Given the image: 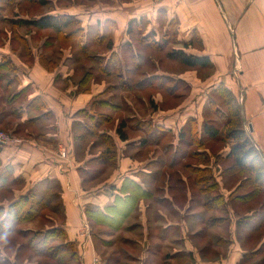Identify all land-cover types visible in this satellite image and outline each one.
Returning a JSON list of instances; mask_svg holds the SVG:
<instances>
[{
	"label": "crops",
	"instance_id": "crops-1",
	"mask_svg": "<svg viewBox=\"0 0 264 264\" xmlns=\"http://www.w3.org/2000/svg\"><path fill=\"white\" fill-rule=\"evenodd\" d=\"M43 16L73 17L81 22L86 35L89 31H93L98 35L96 39H100L99 42L106 38L111 39L113 48L106 54L103 52L95 56L101 57L100 59L104 60L107 66L112 59V53H116L120 58L121 66L126 70L131 67H128L123 57L124 50L132 52V56H135L134 63L136 66L140 64V67L143 61L136 52L139 44L144 43L146 39L154 38V45L160 48L165 43H170V36H174L172 37V44H174L172 61H179L178 67L183 71L181 69V72L172 73V75L155 72L151 75V79L162 87L167 81L174 80V90L179 88L180 82L185 83L188 86L186 96H189V102L174 111L167 112L166 115L154 113L150 115L152 120L148 115L136 117L140 125H135L134 129L143 132V137L128 136L126 140H122L117 133L116 125H113L109 131L100 130L101 134L107 133L112 136L117 145L118 154L116 160L91 164L93 169L91 165L85 163V160L99 156L105 150L104 143H98L95 146V143L90 144L98 148L94 152L90 146H85V142L78 143L73 131L74 123H84L82 116L75 117L78 111L85 113L95 102H92L94 99H89L92 94L85 93L71 100L77 104L75 103V109H71V112L75 113H70L71 101L65 98L66 91L58 84V81L67 79L64 66L59 68L58 63L59 65L51 70L37 57L41 55L43 59L49 61L54 56L55 48L58 53V48L51 45L49 50H45L49 46L47 37L56 36L49 34L38 45H33L34 35L39 32L48 34L51 29L32 26L34 29L16 30L13 33L17 36L18 42L28 45L35 58L33 62H29L27 60L29 54L23 56L12 53L5 47L7 44L11 45L10 39L9 43H6L5 39L0 44V103L5 104L7 101L4 96H1V90L5 92L11 89L10 100L15 99L14 101L19 102L16 105L18 125L25 127L20 133L30 135L37 132L36 136L39 134L41 140H25L24 144H12L0 149V176L6 177L8 182V188L1 190L3 200H0V206L7 208L13 200L33 189L38 195L47 199L52 210L48 217L42 220L35 219L25 224L26 230L47 229L52 225L63 227L69 240L75 244L76 251L80 255V264L91 260L100 252L104 254L103 262L112 257L111 263L107 264H127L125 262L142 264L144 261L148 264L152 257L149 252V235L144 228L150 225L149 221L155 222L156 229H159L158 224L161 223V231L155 235L157 247L158 240L163 244L164 239L169 236L165 234L167 229L172 230L176 226L184 231L189 228L190 223L180 221L172 223L167 221L166 212L159 208L156 210L155 204L164 205L160 199L164 202L168 199L172 203L178 192L175 193L174 188L170 191V184L161 186L160 189H163L161 192L164 195L158 197L160 199H156L154 203L155 180L159 179L158 183H160L163 179L170 181L171 177L163 173L159 178V171L152 169L153 160L149 157L144 161L137 160L130 154L131 148L158 146L163 139L162 131L173 134V137L179 140L182 130L188 133L189 120L193 118L198 122L199 138L203 137L204 120H209L207 113L210 109L207 104L215 90L220 85H224L236 96L241 107L244 128L264 162V0H162L156 3L130 0L125 2L124 6L117 4L110 8L62 9L54 14L45 12ZM11 19L37 21L39 17L20 15ZM67 34L68 32L61 35L65 37ZM59 51H61L59 56H62L63 50L59 48ZM181 52L199 57V64L186 67L177 56ZM5 60H11L14 68H7ZM107 68L111 70L116 66L112 64ZM144 80L142 78L131 84L135 87L141 86ZM159 81L160 84H158ZM95 84L99 85V82ZM79 101L82 103L80 104ZM109 101L110 99L106 100V97L97 99L99 105L112 103ZM78 104L80 107H77ZM3 114L0 113V118ZM134 118L130 115V119ZM130 127L133 129V126ZM78 148L85 150V158H76ZM198 150L202 151L200 148ZM205 150L208 149L205 148ZM229 150L225 148L222 153L226 155ZM62 151L67 152V157L62 156ZM133 158L140 163L134 165L136 161L133 162L131 160ZM172 163L174 164L173 161ZM111 168L114 170L107 174ZM91 169L99 172L91 182L86 183L84 172ZM101 170L104 171L101 173ZM183 180L185 181L186 177H183ZM133 184L141 186L145 198L140 200V206L133 208L118 226H110L102 220H91L87 216V208L90 205L98 207L100 213L111 216L112 211L110 212L109 209L117 208V202L120 199L127 201V198L131 196L129 187L131 188ZM122 186L127 187L125 192L121 191ZM54 187H58V191H54ZM186 194V198H191L190 190ZM172 206L177 210L180 208L175 201ZM166 210H168L167 207ZM96 228L99 233L95 231ZM101 229L104 230L100 231ZM182 238L185 239L184 251L192 252L193 257L188 255L183 259L174 258L171 259L173 263L238 264L245 253L238 242L234 244L233 249L229 248L225 258L221 257L216 261L206 260L201 258L193 240L185 234ZM111 239L114 241H106ZM121 245L129 248L125 259L118 257L121 256L120 253L124 254V251L120 249ZM113 246L117 248L114 254L107 250L105 255L101 250V248L106 250ZM18 247L19 243L13 247L15 249L13 255L7 257L2 246L0 262L2 264L7 261L12 264L15 262L37 264L39 257L35 256L31 259H28L30 255H25V259H22L21 255L16 257ZM113 255H117V258L115 259ZM156 258L155 261H159L158 256ZM164 258L165 256L162 255L163 264Z\"/></svg>",
	"mask_w": 264,
	"mask_h": 264
},
{
	"label": "rangeland",
	"instance_id": "rangeland-1",
	"mask_svg": "<svg viewBox=\"0 0 264 264\" xmlns=\"http://www.w3.org/2000/svg\"><path fill=\"white\" fill-rule=\"evenodd\" d=\"M127 1L130 0H0V44L3 43L5 39L7 40L6 43H9V39H10L11 45L7 44L5 47H7V49H9L10 51H12V53L15 54L19 53V55H23V56H27V54H29L27 60H29V62L30 61L33 62L35 57L31 53V50H29L28 45L18 42L19 40L13 32H16V30L18 29L22 31L34 29V27H32L34 25L30 26L27 20L17 21L19 24L16 25V24H12V20L9 19L13 18L14 16L24 15L25 17H29V16L39 17L38 22L47 21L48 23H50L51 18H47L43 16L45 12H49V13L52 12L54 14L62 9L83 10L87 8H91V9L92 8L97 9L101 7L110 8L117 4L124 6L125 2L127 3ZM141 1L145 3L158 2V0H141ZM126 5H131V4H126ZM65 17L66 16H63L61 18H65ZM76 25L73 24V26H70L69 28L65 29L64 33L66 32L69 33V30L73 29V27H76ZM37 28L39 27L37 26ZM48 28L51 29V31L48 34L47 32L45 33L39 32L37 35H34L32 37V42L33 45H38V43L43 38L47 37L49 34L56 36L54 38L50 36L47 37L46 41L48 42L49 46H47L45 50H49L51 46L53 47L55 46L58 48V53L55 48V53L53 54L54 56L51 60H49V62L59 63L60 64V65L58 64L59 68L64 66L63 68L65 69V76L67 77V79L65 81H58L59 82L58 84L60 88L66 91L65 98H69V100L71 101L77 99L79 95H84L85 92L79 91L81 83L85 75L89 71H93L94 79L91 78L93 80L92 83L90 84L91 86L88 85V81H87L85 83V89L91 88V91L88 94L91 93L92 95L89 99L91 100L94 99L92 100V102L94 101L95 102L92 103V107H90V110H87L85 113H89L88 111H90L92 113L98 114L99 121H96L93 117L90 118L88 115L84 114V111H78L75 117L82 116V118L84 119V123L86 125V127H83L79 131V133L85 134V138L83 140L75 139L78 143L85 142V146L88 147L90 146V144L93 145L95 143L94 144L95 146L98 143H104L103 140H101V138L98 137V135L94 136V134L97 133L96 131H100V130L109 131L110 128H113V125L117 126V130L122 129V132L126 134H128L129 132L128 136L130 137L131 136L143 137L144 135L143 132L134 129L135 125L138 126L140 125L136 117H140V116L142 117L148 115L149 119L152 120L150 115H153L154 113H165L166 115L167 112L174 111L178 109L179 106H184V104H187V102H189V96H186V94L188 93V86L185 83L180 82L179 88L174 90L175 89L174 80L172 82L167 81L165 85H163L162 87V86H158L157 83L151 79V75L155 72H163L172 75V73H177L182 69L178 67L179 61L178 62L172 61L174 54L173 53L174 44H172L173 42L172 37L174 36H170L171 37L169 39L171 40L170 43H165L163 47L160 48H158L157 46H153L155 44L154 38L146 39L144 43L139 44L137 46L136 52L138 53V56L141 59V61H143L140 67L139 66L137 67L136 64L134 63L135 56L134 57L132 56V52L124 50L123 57L125 61L128 63V67L131 68L129 70H126V68L123 69V66H121V62H119L118 67H121V69L119 68L111 69V70L109 69L110 70L109 71L107 67L114 64L113 59L109 61L108 63L109 66L108 65L106 66L104 60L100 59L101 57L89 56V55H97L98 53H103V52H105L103 54H106L108 51H106L107 49H105L104 47L109 42V38L103 39L101 42H99L100 39H98L97 41L96 40L86 41V39L84 40V38H79L76 32H72L71 36L62 37V35H60V32L56 31V28H51V27ZM59 37L62 38L58 40ZM82 41H86L87 44L86 47L82 46ZM138 42L140 41L138 40ZM59 48L63 50L62 56H59L61 52L59 51ZM38 51L39 49L37 48V52ZM37 57L42 62L43 56L37 55ZM157 60H159L158 64H157ZM5 62L7 68L8 67H10L11 69L14 68L13 64L11 63V60L10 61L5 60ZM181 71H183V69ZM142 78H144L145 80L141 86L135 87L134 85L131 84L139 81ZM97 81L99 82V85L95 84ZM112 83L114 85H112ZM158 84H160V81ZM167 88H170L172 90H169ZM10 90L9 91L5 90V92L1 90L2 93L1 96H4L5 101L6 100L7 101L5 104L0 103V111H1L0 113H4L0 118L1 121L0 132L1 131L5 132L7 136L10 137L11 139H17V141H22L21 144H24L23 141L25 140H30V141L41 140L39 134L38 136H36L37 132L30 133V135H24V133H20L24 131L23 129L25 127L22 125L21 126L18 125V120L16 119L17 116L16 113H18V111L16 105H18L19 102L14 101L15 99L13 101L10 100L12 94V90L11 91ZM175 94H179V95L177 96ZM98 97H106V100L110 99L109 102H112L113 104L106 103L103 105H99L97 103ZM212 97H214V94L212 95ZM75 103L77 104V102L71 101L70 113H75L74 111L71 112V109H75V105H76ZM79 103L81 104L82 101H79ZM80 104H78L77 107H80L79 106ZM218 104L223 106L222 102L220 101H218ZM119 106H121L120 107L121 109L119 108ZM209 109L212 112L210 113L209 111L207 113V117L209 119L212 120L217 119L218 122L223 121L221 116L216 112L215 110L216 108L210 107ZM130 115L131 118L132 117L135 118L130 119ZM204 121H208V120H204ZM130 126H133V129H131ZM76 133H78V131ZM165 134L166 135L162 134L163 139L161 143L158 144V146L149 145L143 148L142 147H140L139 149L137 148L138 150L131 148L129 152H131L130 154L134 155V157L137 160L143 159L144 161L148 157L151 158V160H153L154 162V164L152 165L153 166L152 169L154 171L157 170L159 171V178H160V174L163 175V173L164 174L167 173L171 177L170 181L163 179L161 183H158L159 179L155 180L154 189L156 194H155L154 203L156 199H160L158 197L164 195V193L161 192L163 190L160 189L161 186L165 187L166 185L168 186V184H171L175 189V193L178 192V194H176L177 196L174 197L173 202L175 201V203L180 207L179 210L175 209V207L172 206L173 202L170 203V200L168 199H166V202L160 199L164 205L159 206L155 204L154 207L156 208V210L159 208V210L166 212L167 221H171L172 223H176L180 221L181 223H187V224L190 223V224H189V228L184 231L181 230L180 227L178 228L176 226H174L172 230L167 229L165 234H169V236L164 239L163 244L162 241L158 240V247H157L156 246L157 241L155 240V235L157 232L159 234V232L161 231L160 228L161 223L158 224L159 229H156L154 228L155 222L149 221L150 225L147 226V228H144L145 232L148 233L149 235L148 236L150 240L149 252H150V257H152L149 259L148 264H163L161 262L162 255L163 257L165 256L164 264H177V262L173 263L171 259L174 258L183 259V257H187L189 254L188 252L184 251L185 239L182 238L184 234L185 236L189 235L190 237H193V235L195 234V237L197 239H195L193 242L194 246L202 245V243L211 241L210 239L213 238H215L214 241H216L217 237H223L224 239L227 238L228 240L232 241L230 247L231 249H233L234 244L238 243L237 236L235 234V229H236L235 221L237 217L234 215L233 210L230 209V212H222L219 210L207 211L206 208L203 206V202L205 200H208L209 197L208 195H213L217 193V191H212L209 192L208 195L206 194L204 195L203 193L198 192L200 191L201 187H203V184L197 183L194 184L193 187L186 185L187 178H189L188 179L189 182H192L194 181V179L197 178V175L192 172H189L184 165L186 163H190L193 161L191 159V157H193L192 152L195 149H199L198 142H195L193 140V136L191 137L190 135H188L187 138L188 140L179 141L177 140V138L173 137L174 136L173 134L170 133H165ZM203 139L204 136L198 140L202 141ZM172 142L174 143L171 144ZM208 144L209 146L212 147V149L214 150L213 153L215 154H213L211 158L210 156H208L209 158L208 163L211 165V169L207 172L206 176L207 175L213 176L214 181L218 185L217 188L219 189V191L223 192L226 199H229L230 195L233 193H237L233 195L243 194L246 191H248V189L253 187L252 185L248 186V184H246L245 187L243 185L241 189L237 190L236 192H233L235 190L234 186L240 180H242L241 179L242 176L237 177V176H226L225 174H220L221 170L224 169L227 165V162L219 165L215 161L216 160L215 156H217L216 152H218V150L220 149L219 146L222 144L219 141L212 142L207 140V145ZM94 146H90V148L95 152L98 150V148ZM117 154H118V149H117ZM62 156L67 157V152L62 151ZM136 159L134 158L131 159L133 162L136 161L134 165L140 163ZM177 160H180L181 162L179 164L172 163V161L174 162ZM232 161L233 160H230L228 164H231ZM93 169H91L89 172L94 171ZM113 170L114 168H111L107 172V174H109V172ZM178 170H182V172L179 173ZM87 174L91 175L92 173L90 174L87 173ZM183 177H186V180L184 181V183L186 184L182 185L181 183L183 182ZM182 187L184 191L181 190ZM129 189L131 190L132 187L131 188L129 187ZM56 190L58 191V187H54V191ZM188 190H190L191 198H186L187 195L186 193L188 192ZM0 200L1 201L3 200V192L1 190H0ZM263 202H264V195L260 196L259 198H256L253 201H250L249 203L247 202L245 204H241L240 206L237 203L236 204L233 203L232 206L234 207V209H237V211H239L242 217L246 215L248 217V220H251L250 217H252V215L253 217L257 216V219L262 216V213H260V211L264 213V206H259V205ZM139 203L137 204V206H140ZM188 206L190 207L187 208ZM166 207L168 208V210H166ZM51 210L47 209V215H50ZM59 212L60 214L62 213L60 209ZM258 212L261 215H259ZM217 216L221 217V221L216 220ZM253 217L251 220L252 222L256 221V219H253ZM207 220H209L210 225L213 224L214 222V225L211 227L210 225L205 224ZM103 230L104 229H101L100 231ZM95 231H98L99 233V230L97 228L95 229ZM29 235L31 236V233ZM3 240L6 239L4 238ZM21 241L25 243L27 240L22 239ZM106 241H114V239L106 240ZM257 242H258L257 239H254L252 241V244H256ZM2 244L3 243L1 242V237H0V248L3 246ZM120 249L124 251V254L120 253L121 256L118 257L125 259L128 255L129 248L127 246L125 247L121 245ZM180 249L182 250L180 251ZM14 250L15 249L13 247H9L5 252L7 257L12 256ZM101 250L105 253V255L107 253L106 252L107 250H109L111 254L117 252L116 246H113V248L108 247L106 250L105 248H101ZM30 252H31L30 250L24 248L20 251L19 255L22 256V259H25L26 258L25 255L29 256ZM190 253L193 255L192 252ZM0 254H1V249H0ZM99 255H101L102 257L101 259L104 258L103 253L100 252ZM113 256L115 259L117 258V255H113ZM157 256L159 261L156 262L155 259H157L156 258ZM28 259H31V257L29 256ZM38 261H40V258H38ZM178 261L183 262L182 260H178ZM252 262L253 259H251L249 263ZM125 263L128 264V262ZM0 264H2V262H0ZM5 264H12V263L7 261ZM142 264H146V261L142 262Z\"/></svg>",
	"mask_w": 264,
	"mask_h": 264
},
{
	"label": "trees",
	"instance_id": "trees-1",
	"mask_svg": "<svg viewBox=\"0 0 264 264\" xmlns=\"http://www.w3.org/2000/svg\"><path fill=\"white\" fill-rule=\"evenodd\" d=\"M47 18H51L50 23H48L47 21L38 22V20L28 21V23L30 24V26H38L40 29L48 27L56 28V31L60 32V35L65 34V29L73 26V24H77L76 27H73V29L69 30V35L67 34V36H71L72 32H76L79 38H84V40L86 39V41L97 40L96 38L98 35L96 33H93V31H89L88 35H86L85 29L82 27V25H80L81 22L73 17ZM11 20L12 24H19L17 20ZM110 40L111 39H109V42L104 47L105 49H107V51L113 48L112 42ZM86 41H82L83 47H86ZM89 56L91 57L95 55ZM177 56L179 57L180 62L186 67L195 66L200 62L199 57L189 56L182 52L178 53ZM112 59L116 66L115 69H121V67H118L120 58L116 53H112ZM42 64L51 70H53L58 65V63L56 62L50 63L45 59L42 60ZM107 69L109 70V68ZM91 78L94 79L93 71H89L85 75L79 89L80 92L89 93L91 91V88H87L88 90L85 89V83L87 81L88 85L92 83L93 80ZM217 101L222 102L223 106L219 105ZM207 105V107L209 108H216V112L221 116L223 121L218 122L217 119H209L208 121H204V139L202 141L198 140L200 139L199 132L197 130L198 122L194 118L189 120L191 124L189 122L190 125H188L187 127L188 133L183 130L180 132L179 141L188 140V135H190L191 137L193 136V140L195 142H198L199 148L202 150L200 151L198 149H195L192 152L193 157H191V159L193 160L192 162L194 163L190 162L184 165L189 172L196 174L197 178L192 182H189V178H187V184L184 183V180L181 184H186L191 187H193V185L197 183L203 184V187H201L200 191L198 192H201L204 195H208L209 192L212 191H217V193L213 195H208V200H205L203 202V206L207 211L219 210L222 212H230V209L233 210L234 215L237 217L235 221V234L241 248L245 251L242 259L238 264H264V213L260 211V213H262V216L258 219L257 216L253 217L252 215L253 219H256V221L252 222V217H250L251 220H248V217L246 215L242 217L239 211H237V209H234V207L232 206L233 203H237L239 204V206L247 202L249 203L250 201H253L256 198L264 195V162L261 159L259 151L254 146V143L252 142L251 138L248 136L244 128V119L241 113L240 104L231 90L226 88L224 85H220L215 90L214 97L209 100ZM84 114L88 115L90 118L93 117L96 121L99 119V115L94 116L92 115L93 113ZM147 126H149V124ZM83 127H86L85 123H74L73 131L76 139L78 140H83L85 138L84 133H79V131ZM77 131L78 133H76ZM96 132L97 133H95L94 136L98 135V137L103 140L105 144V150L99 156L85 160V163L87 165L102 162L107 163L108 161L115 160L117 156V147L112 136L107 133L101 134L99 131ZM117 133L122 140H126L128 138V134L122 132V129H118ZM165 133H167V131H162L163 135H166ZM206 137L208 141H219L222 144L219 146L220 149L218 150V152H216L217 156H215V161L219 165L227 162V165L224 169L221 170L220 174H225L226 176H242V180H240L234 186L235 190L233 192L241 189L243 185L245 187L246 184H248V186L252 185V188L248 189V191L243 194L233 195L237 194L233 193L230 195L229 199L225 198L223 192L219 191V189L217 188L218 185L214 181L213 176H206L207 172L211 169V165L208 163V156H210L211 158V156L215 154L213 153L214 150L212 149V147L209 146V144L207 145ZM227 147L230 150L226 155H224L221 150H224ZM205 148L208 150L206 151ZM82 150L84 149H76L77 159L85 158V151ZM230 160L233 161L231 164H228ZM180 162V160H177L174 161V164H179ZM103 171L104 170H101V173ZM98 172L99 171H85V182H91L92 178H94ZM178 172L181 173L182 170H178ZM87 173L92 174L88 175ZM7 185L8 182L6 180V177L0 176V190L6 188ZM126 189V186H122L121 191L125 192ZM169 189H173V186L171 184L169 185ZM142 190L143 189L140 185L133 184L130 193L131 196L127 198V201L120 199V201L117 202V208L109 209L110 212L112 211L111 216L100 213L98 207L93 205H90L87 208V215L91 220H102L110 224V226L116 227V225L118 226L119 223H121L126 218L127 214L137 206L141 198H145V193ZM181 190L184 191L183 187L181 188ZM259 206H264V202ZM47 209L51 210V206L47 199L38 195L33 189L29 190L26 194L20 196L16 200H13L7 208L0 206V237L1 242L3 243L4 250L6 251L9 247H15V245L17 246V243H19L16 257L19 256V253L22 249L27 248V250L31 251V258L35 256L40 258V261H38L37 264H80V255L76 251L75 244L74 242L69 240L68 234L63 227L52 225L47 229L44 228L37 230H26L24 228V225L32 220H42L43 218L48 217L49 215H47ZM260 213L258 212L259 215H261ZM216 218V220L221 221V217L217 216ZM205 224L210 225L209 220H207ZM213 225L214 222L210 226L212 227ZM30 233L31 236L29 235ZM188 237L193 240V242L195 239H197L195 237V234L193 235V237H190L189 235ZM4 238L6 240H3ZM20 238L26 239L27 241L24 243ZM254 239H257L258 241L256 244H252V241ZM210 240L211 241L202 243V245L195 246L198 249L201 258L213 261H216L221 257L225 258L232 241L228 240L227 238L224 239L223 237H217L216 241H214L215 238ZM188 254L190 255V257H193L191 253ZM111 258L107 259L106 261L104 260L105 262H103V259H101V264L111 263ZM251 259H253V262L249 263ZM14 264H18V262H15Z\"/></svg>",
	"mask_w": 264,
	"mask_h": 264
},
{
	"label": "built area",
	"instance_id": "built-area-1",
	"mask_svg": "<svg viewBox=\"0 0 264 264\" xmlns=\"http://www.w3.org/2000/svg\"><path fill=\"white\" fill-rule=\"evenodd\" d=\"M162 1V0H158ZM22 141H17V139H11L3 131L0 132V149L7 147L10 144L21 145ZM101 257L95 255L91 260L85 261L82 264H101Z\"/></svg>",
	"mask_w": 264,
	"mask_h": 264
}]
</instances>
